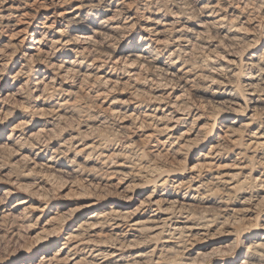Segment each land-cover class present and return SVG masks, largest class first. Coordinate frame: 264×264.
Wrapping results in <instances>:
<instances>
[{
  "label": "rangeland",
  "instance_id": "1",
  "mask_svg": "<svg viewBox=\"0 0 264 264\" xmlns=\"http://www.w3.org/2000/svg\"><path fill=\"white\" fill-rule=\"evenodd\" d=\"M45 1L0 21V264H264V0Z\"/></svg>",
  "mask_w": 264,
  "mask_h": 264
},
{
  "label": "bare ground",
  "instance_id": "2",
  "mask_svg": "<svg viewBox=\"0 0 264 264\" xmlns=\"http://www.w3.org/2000/svg\"><path fill=\"white\" fill-rule=\"evenodd\" d=\"M52 1V0H51ZM61 0H54L53 2H52V4H60V3H62L63 2V0L60 2ZM66 2H68V0L66 1ZM118 3V2H117ZM32 4H39L40 5V7L41 6H45V4H47L46 3V1L44 0H21V1H19L18 3H12V2H10L9 0H1L0 1V21L3 23V22H6V24H4V25H9L10 23H11V21H10V19H11V17L13 16V15H15V14H18V15H16V16H21V15H25V14H28V10H27V8L28 7H30ZM118 6V5H117ZM58 7H60V6H58ZM72 7V6H71ZM84 7V1H80V4L79 5H77V6H75L72 10L74 11V10H77V11H79L80 12V10L82 9ZM61 8V7H60ZM65 10V9H64ZM71 10V11H72ZM71 11H68V10H65V11H60V14H59V12H58V15L59 16H62V15H64V14H68V13H70ZM54 14V13H53ZM79 16V15H78ZM64 17V16H63ZM104 20V19H103ZM49 22H51L49 25L47 24V23H49ZM56 23V17H55V15H52L51 14V16L50 15H46V17H45V21L43 22V24H44V26L46 27V28H52L53 26H54V24ZM14 24V23H13ZM16 24V23H15ZM42 24V25H43ZM43 26V27H44ZM10 27V26H9ZM44 27V28H45ZM121 28V27H120ZM149 28V27H148ZM117 29V28H116ZM23 31V30H22ZM57 31H59V30H57ZM62 31V30H61ZM59 33H60V31H59ZM80 38H81V40H82V42L81 43H87V44H89V42H90V36H88V35H86V34H82V35H80L79 36ZM72 39H73V37H72ZM67 40V39H66ZM75 40H77V39H75ZM68 41V40H67ZM73 41V40H72ZM72 41H70L71 43H72ZM69 42V43H70ZM78 43H79V38H78ZM77 43V44H78ZM91 43V42H90ZM53 45V44H52ZM67 45V44H66ZM144 49V48H143ZM156 50V49H155ZM182 51V50H181ZM40 53V52H39ZM145 53H147L145 50H141L138 54H136L135 56H136V58L139 60V61H146L147 60V57H149V56H146V54ZM82 54V53H81ZM80 54V55H81ZM84 55V54H83ZM136 60V59H135ZM152 60V59H151ZM151 60H149V62L150 63H152L153 64V66L158 70V71H161L162 72V75L164 74L166 77L167 76H170V75H173L171 72L172 71H170V69H169V67L168 66H166V65H164V66H162V64L161 65H158L157 64V62L156 61H151ZM77 62V61H76ZM147 62V61H146ZM77 64V63H76ZM73 65V64H72ZM81 65V64H80ZM76 66V65H75ZM152 66V65H151ZM60 67V66H59ZM68 67V66H67ZM85 67V66H84ZM78 69V68H77ZM76 69V70H77ZM186 71V70H185ZM186 73V72H185ZM89 73H87V75H88ZM92 74V73H91ZM185 75V74H184ZM84 76V75H83ZM88 77V76H87ZM97 78V77H96ZM98 78H99V76H98ZM180 78V77H179ZM168 79H169V77H168ZM262 80V79H261ZM186 83V82H185ZM250 83V82H249ZM259 83V82H258ZM258 83H257V85H258ZM254 85V84H253ZM255 90V89H254ZM253 91V90H252ZM262 93V92H261ZM257 94V93H256ZM259 94V93H258ZM260 96V95H259ZM178 97H179V95H178ZM175 105V104H174ZM182 105V104H181ZM262 107V106H261ZM256 114V113H255ZM259 114V113H258ZM170 115V114H169ZM252 115V114H251ZM147 118V117H146ZM160 119V118H159ZM174 119V118H173ZM176 119V118H175ZM254 119V118H253ZM178 120V119H177ZM251 121V120H250ZM152 122V121H151ZM178 123V122H177ZM251 124V123H250ZM261 125V124H260ZM258 128V127H257ZM253 131V130H252ZM163 132V131H162ZM165 134V133H164ZM225 134V133H224ZM248 134V133H247ZM246 134V135H247ZM183 136V135H182ZM249 136V135H248ZM229 137H230V135H229ZM251 138H249L248 139V141L247 142H245L246 143V148L247 149H252V150H255V149H257V148H260V147H263L264 146V125H262V126H259V128L257 129V130H255L254 132H253V134L250 136ZM225 138V137H224ZM166 140V139H165ZM239 141V140H238ZM233 142V141H232ZM236 142V141H235ZM244 142V141H243ZM176 143V142H175ZM220 143V142H219ZM218 143V144H219ZM224 147V146H223ZM232 147H234V146H232ZM211 148H213V147H211ZM210 148V149H211ZM219 148V147H218ZM264 148V147H263ZM246 149V150H247ZM161 150V149H160ZM212 150V149H211ZM248 153V152H247ZM241 155H242V153H241ZM246 155V154H245ZM253 155V154H252ZM209 156V155H208ZM254 156V155H253ZM252 159V158H251ZM207 163H208V161H207ZM210 164H211V162H209ZM208 163V165H210ZM213 164V163H212ZM215 164V163H214ZM207 166V165H206ZM196 167H198V166H196ZM219 167V166H218ZM241 167V166H240ZM207 168V167H206ZM209 168V167H208ZM207 168V169H208ZM217 168V167H216ZM238 168H239V166H238ZM206 169V170H207ZM218 169V168H217ZM179 172V171H178ZM202 172V171H201ZM207 172H208V170H207ZM212 172V171H211ZM209 173V172H208ZM202 173H200V174H197V176H195L194 175V177L192 176L190 179H188V180H180V179H176V181L175 182H177V187L178 188H182V186H187L188 187V189H189V187H190V185H192V183H193V185L194 186H196L195 187V189H199L200 190V188H202L203 186H206L205 185V182L201 179V180H199V177L200 176H203V175H201ZM223 174V173H222ZM220 175V174H219ZM207 176V175H206ZM221 176V175H220ZM216 177V179L218 178V176H215ZM213 178V177H212ZM211 178V179H212ZM221 178V177H220ZM215 179V180H216ZM207 180V179H206ZM219 181H220V179H218ZM263 180V179H262ZM211 181V180H210ZM222 181V180H221ZM220 181V182H221ZM218 182V181H217ZM225 182H227V181H225ZM197 183H199V185H196ZM209 185V184H208ZM213 185H215V184H213ZM222 185V184H221ZM186 187V188H187ZM208 188H209V186H208ZM185 189V188H184ZM183 189V190H184ZM192 189V188H191ZM207 189V188H206ZM218 189V188H217ZM233 189H234V187H233ZM193 190V189H192ZM211 190V189H210ZM196 191V190H195ZM217 191V190H216ZM211 192V191H210ZM220 192V191H219ZM198 193V192H197ZM151 194V193H150ZM206 195V194H205ZM219 195V194H218ZM228 195V194H227ZM149 196V195H148ZM229 196V195H228ZM251 196V195H250ZM151 197V196H150ZM149 197V201H148V205L150 206V209H151V215L149 216V220H150V222H152L153 224H155V225H160V224H163V225H165L166 223H170L171 222V224H173V232L175 233V232H178L181 236L182 235H184V236H190V234H192V232L194 231V230H196V229H198L197 227H195L192 223H193V221L191 222V217H189V216H185V215H183L182 213H183V211H182V213L180 212V215H179V217L177 216V217H175L174 215V211L178 208V210L177 211H181L180 209H181V207L183 206V205H189L190 203L188 202V199H186L185 198V196H176V195H172V194H167V195H165V196H162L161 198H156V197H154V196H152L151 198ZM248 198V197H247ZM229 199V198H228ZM219 200V199H218ZM230 200V199H229ZM188 203H187V202ZM247 201V200H246ZM245 200H244V202H246ZM230 202V201H229ZM241 203V202H240ZM246 203H248V202H246ZM254 203V202H253ZM246 205V204H245ZM251 206V205H250ZM186 207V209H188L187 207L188 206H185ZM184 207V208H185ZM190 207V206H189ZM256 207V206H255ZM183 208V207H182ZM185 209V210H186ZM242 209V208H241ZM240 209V210H241ZM243 209H244V207H243ZM112 210V209H111ZM183 210V209H182ZM245 210V209H244ZM249 210V209H248ZM251 210V209H250ZM115 211V210H114ZM176 211V212H177ZM238 211V210H237ZM247 211V210H246ZM245 211V212H246ZM252 211V210H251ZM100 212V211H99ZM99 212H94L93 214H91L88 218H87V223L86 224H88V225H93V224H95L97 221L99 222V219L103 216V215H101ZM189 212V211H188ZM235 212H236V209H235ZM240 212H242V211H240ZM244 212V211H243ZM242 212V213H243ZM116 213V212H115ZM186 213V212H185ZM118 214V213H117ZM236 214H237V212H236ZM239 214V213H238ZM235 215V214H234ZM249 216V215H248ZM125 217V216H124ZM114 218V217H113ZM112 218V219H113ZM118 218V217H117ZM247 218V217H246ZM105 219V218H104ZM119 219V218H118ZM194 220V219H193ZM203 220H204V218H203ZM197 221V220H196ZM103 222V221H102ZM142 222V221H141ZM203 222V221H202ZM206 222V221H205ZM85 223V222H84ZM111 223V222H110ZM118 224H120V223H118ZM96 225V224H95ZM136 225V224H135ZM110 226V225H109ZM200 226V225H199ZM93 227V226H92ZM117 227H119V226H117ZM130 227V226H129ZM142 227V226H141ZM147 227V226H146ZM204 227V226H203ZM202 227V228H203ZM155 228V227H154ZM102 229V228H101ZM106 229V228H105ZM137 229V228H136ZM145 229V228H144ZM167 229V228H166ZM127 230V229H126ZM76 231V230H75ZM140 231V230H139ZM165 231V230H164ZM79 233V232H78ZM87 233V232H86ZM139 233V232H138ZM143 233V232H142ZM162 233V232H161ZM169 233V232H168ZM178 234V235H179ZM70 235V234H69ZM72 235V234H71ZM74 235H76V234H74ZM165 235V234H164ZM171 235H173L172 233H171ZM180 236V237H181ZM183 236V237H184ZM75 237V236H74ZM196 238V237H195ZM185 239V238H184ZM190 239V238H189ZM73 240V239H72ZM71 240V241H72ZM83 240V239H82ZM167 240V239H166ZM68 241V240H67ZM177 241V240H176ZM182 241H183V239H182ZM81 242H83V241H81ZM173 242V241H172ZM163 243V242H162ZM78 244V243H77ZM76 244V245H77ZM179 244V243H178ZM260 244H261V242H260ZM260 244L258 243L257 244V247L258 246H260ZM176 245V244H175ZM177 246V245H176ZM262 246V245H261ZM260 246V247H261ZM183 247V246H182ZM185 247V246H184ZM64 248V247H63ZM73 248V247H72ZM93 248V247H92ZM154 249V248H153ZM180 252V251H179ZM75 253V252H74ZM98 254V253H97ZM162 254V253H161ZM58 255V254H57ZM88 255V254H87ZM164 255V254H163ZM70 256V255H69ZM49 256H45V258H47L46 260H48L49 261V258H48ZM105 257H108V256H105ZM52 258V257H51ZM57 258V257H56ZM123 258V257H122ZM161 259V258H160ZM56 260V259H55ZM159 260V259H158ZM47 261V262H48ZM57 261V260H56ZM106 261V260H105ZM42 262V261H41ZM95 262V261H94ZM159 262V261H158ZM244 262V263H243ZM242 263L243 264H245L246 263V261H243ZM51 263V262H50ZM50 263H48V264H50ZM100 263V262H99ZM93 264V263H92ZM248 264V263H247Z\"/></svg>",
  "mask_w": 264,
  "mask_h": 264
}]
</instances>
